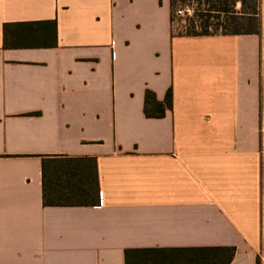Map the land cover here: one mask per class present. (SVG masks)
I'll return each mask as SVG.
<instances>
[{
	"label": "crops",
	"instance_id": "0c3cea01",
	"mask_svg": "<svg viewBox=\"0 0 264 264\" xmlns=\"http://www.w3.org/2000/svg\"><path fill=\"white\" fill-rule=\"evenodd\" d=\"M259 17L181 36L171 0H0V264H262L264 0Z\"/></svg>",
	"mask_w": 264,
	"mask_h": 264
},
{
	"label": "trees",
	"instance_id": "16d2710c",
	"mask_svg": "<svg viewBox=\"0 0 264 264\" xmlns=\"http://www.w3.org/2000/svg\"><path fill=\"white\" fill-rule=\"evenodd\" d=\"M194 0H171V21L174 24L176 9L181 4ZM208 9L195 19L185 34L181 36H215L260 34L261 19L259 8L261 0H205ZM240 7L238 8V6ZM173 96L169 90L164 102H159L154 93L147 91L145 113L148 117L161 118L166 110L172 109ZM148 258L153 264H230L234 248H181L148 250Z\"/></svg>",
	"mask_w": 264,
	"mask_h": 264
},
{
	"label": "rangeland",
	"instance_id": "374dc122",
	"mask_svg": "<svg viewBox=\"0 0 264 264\" xmlns=\"http://www.w3.org/2000/svg\"><path fill=\"white\" fill-rule=\"evenodd\" d=\"M192 3V1L190 2ZM194 13L192 16L176 18L173 24V29L176 34H185L189 25L190 20L195 19L201 13H205L208 9L205 0H194Z\"/></svg>",
	"mask_w": 264,
	"mask_h": 264
},
{
	"label": "built area",
	"instance_id": "2783aa9c",
	"mask_svg": "<svg viewBox=\"0 0 264 264\" xmlns=\"http://www.w3.org/2000/svg\"><path fill=\"white\" fill-rule=\"evenodd\" d=\"M193 13H194L193 1L192 3L188 2L185 4L179 5V7L176 9V12H175L177 18L192 16ZM263 69H264V53H263ZM261 96H262V104L264 106V85L262 87ZM261 262L262 264H264V255L261 256Z\"/></svg>",
	"mask_w": 264,
	"mask_h": 264
}]
</instances>
